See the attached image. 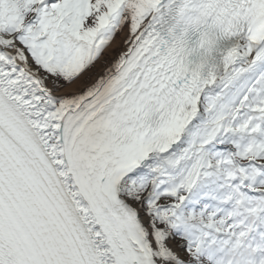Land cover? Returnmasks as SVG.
I'll return each mask as SVG.
<instances>
[{"label":"snow or ice","instance_id":"6c2138e0","mask_svg":"<svg viewBox=\"0 0 264 264\" xmlns=\"http://www.w3.org/2000/svg\"><path fill=\"white\" fill-rule=\"evenodd\" d=\"M0 264H264V0H0Z\"/></svg>","mask_w":264,"mask_h":264}]
</instances>
